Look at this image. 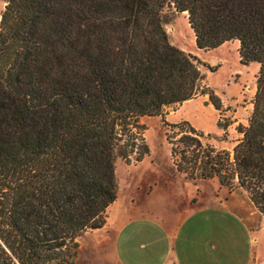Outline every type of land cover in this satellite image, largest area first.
<instances>
[{
	"label": "trees",
	"instance_id": "obj_1",
	"mask_svg": "<svg viewBox=\"0 0 264 264\" xmlns=\"http://www.w3.org/2000/svg\"><path fill=\"white\" fill-rule=\"evenodd\" d=\"M166 5L186 13L198 49L237 41L240 62L259 65L253 110L231 152L163 118L198 96L221 107L202 88L198 58L170 43ZM143 117L178 131L165 135L177 172L241 189L264 217V0L6 1L0 264H75L78 238L105 224L116 199V160L139 163L150 152Z\"/></svg>",
	"mask_w": 264,
	"mask_h": 264
},
{
	"label": "crops",
	"instance_id": "obj_2",
	"mask_svg": "<svg viewBox=\"0 0 264 264\" xmlns=\"http://www.w3.org/2000/svg\"><path fill=\"white\" fill-rule=\"evenodd\" d=\"M199 97L216 121L214 107ZM192 100L168 109L175 113ZM164 182L144 177L124 194L117 180L105 224L78 238V256L87 247L88 264H264V217L244 191L202 187L177 171ZM229 227L237 233L231 238Z\"/></svg>",
	"mask_w": 264,
	"mask_h": 264
},
{
	"label": "rangeland",
	"instance_id": "obj_3",
	"mask_svg": "<svg viewBox=\"0 0 264 264\" xmlns=\"http://www.w3.org/2000/svg\"><path fill=\"white\" fill-rule=\"evenodd\" d=\"M6 1L0 0V15ZM161 17L170 43L198 58L201 63L200 70L205 77L202 88L211 89L221 105L220 110H216V121L213 110L208 107L203 97L189 101L175 113H172L174 109H166L163 118L168 123L188 122L192 127L205 132L198 131L203 134L202 143H209L217 149H225L231 152L241 138L239 128L247 126L253 110L252 103L256 91V76L259 65L257 63L243 65L238 53L239 43L237 44L235 41L226 42L216 49H198L185 14L176 12L172 6H164L161 9ZM213 67L216 68L214 72L211 71ZM204 97L208 102V95ZM167 114H170L168 118H166ZM163 118L143 117L140 119V123L145 128L143 131L144 140L150 150L141 163H135L133 161L134 156H132L130 164H126L122 159L116 160V180L119 181L124 194L131 192L144 177L149 181L160 177L162 186L165 179L173 178L176 169L170 156V145L167 143L165 135L167 133L169 137H174L178 131L164 127ZM217 123L221 128L216 126ZM186 178L199 183L202 187L211 189L219 184L217 179ZM146 188L147 186H144L145 191ZM238 190L241 189L234 188L232 191ZM234 234L237 233H234L229 227V237H233ZM259 238L264 250V223L261 225ZM90 241L87 239L83 243L87 245ZM232 249L234 252L237 251L236 246ZM88 261V250L85 247L79 253L78 258L76 257L75 264H88Z\"/></svg>",
	"mask_w": 264,
	"mask_h": 264
}]
</instances>
